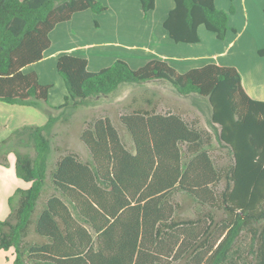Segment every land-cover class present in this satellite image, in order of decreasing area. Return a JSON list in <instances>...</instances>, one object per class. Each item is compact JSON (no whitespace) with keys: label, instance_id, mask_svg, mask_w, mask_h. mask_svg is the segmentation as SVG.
<instances>
[{"label":"trees","instance_id":"obj_1","mask_svg":"<svg viewBox=\"0 0 264 264\" xmlns=\"http://www.w3.org/2000/svg\"><path fill=\"white\" fill-rule=\"evenodd\" d=\"M139 1L144 16L156 8V0ZM174 3L163 26L177 44H199L201 27L220 41L236 32L229 25L233 5L224 11L215 0ZM85 11L108 7L100 0H0V103L34 107L48 118L2 141L33 148L35 156L9 150L0 163L7 167L15 154L17 177L28 185L9 198L0 252L10 253L13 264H264V102L248 96L231 66L209 63L180 73L156 58L137 69L116 60L94 72L88 59L65 53L56 62L65 103L51 106L53 85L26 69L45 58L59 24ZM258 55L264 58V48ZM152 81L207 101L229 164L219 166L211 155L208 132L152 108L120 117L132 149L109 117L98 118L80 136L89 159L66 152L48 176L57 123L124 84ZM48 179L54 192L39 211ZM181 194L199 207L195 218L182 215ZM31 230L38 240L28 242Z\"/></svg>","mask_w":264,"mask_h":264},{"label":"crops","instance_id":"obj_2","mask_svg":"<svg viewBox=\"0 0 264 264\" xmlns=\"http://www.w3.org/2000/svg\"><path fill=\"white\" fill-rule=\"evenodd\" d=\"M121 1L123 2V0ZM219 1L215 0V3L221 10L228 11L232 5L235 7L236 12L230 16L229 25L236 32H229L226 40L220 41L215 34L216 39L211 35H207L204 27H201L199 29L201 37L199 45L202 44L205 35L209 36L210 41H212L211 43L218 50L212 56L210 55L212 51L201 55L193 53H182L180 55L177 52L179 49L188 50L191 47L185 44L174 45L164 29L163 25L168 14L175 7L174 0H156L155 10L149 13L146 18L142 15L140 1L126 0L127 4L132 3L135 6L134 18L130 15L131 11L129 10L127 13L121 14L122 16L117 15V19L112 17L110 21L105 23V28L109 31L106 38L96 40V37H93V27L101 28L102 23L98 20L100 16L95 15L91 11L78 13L74 15L71 21L59 24L50 34L52 44L51 48L45 53V58L29 67V70H26V72L34 71V69H30L34 66L37 68L46 63H50L51 66L53 64L56 67L58 57L65 53L88 59V68L90 69L92 66L95 69L92 71L106 68L116 60H124L137 69L143 67L151 60L159 58L166 60L180 73H185L193 68L202 67L209 63H215L218 66L235 67L241 75L242 84L248 96L256 101L264 102V58L258 55V51L264 48V0H222L221 7L218 6ZM106 5L108 4L106 3ZM111 9L112 7L109 6L108 11H111ZM123 9V11L127 10L128 6L127 8L123 7ZM116 13L118 14L119 11ZM132 20L133 22L138 21L139 23L146 24L142 35L144 34V38L146 37L149 40L143 46H138L136 38L140 35L141 29H134ZM157 33L158 35H156ZM78 36L82 38V43L77 39ZM131 38H134L136 41L131 40ZM93 49L97 50V53L94 57H91L88 51ZM232 50L235 53L230 58L229 55ZM41 83L43 82L41 81ZM44 85L53 84L47 81L44 82ZM51 92L49 94V104L51 106L59 107L65 103L66 94H64L63 102H53ZM133 103L135 105L132 111L145 110L142 106H138L136 101H133ZM147 103L151 104L152 102L147 101ZM12 114L13 116L21 114L24 117L27 116V119L30 116V119L25 121V123L18 122L12 119ZM47 121V116L34 107L0 103V129L2 128L3 130L4 127V130L7 131L5 134L3 131L0 132V139L2 140L8 138L14 129L31 125L43 126ZM27 187L28 185L25 188ZM11 194H6L5 200H8ZM9 212L5 215L0 214V222L4 220ZM3 254L6 255L8 253L0 252V264H8Z\"/></svg>","mask_w":264,"mask_h":264},{"label":"rangeland","instance_id":"obj_3","mask_svg":"<svg viewBox=\"0 0 264 264\" xmlns=\"http://www.w3.org/2000/svg\"><path fill=\"white\" fill-rule=\"evenodd\" d=\"M103 4L106 3L112 7L111 11L104 12L102 14H95L99 15L100 18L98 20L102 23L101 28L94 26L93 37H96V40L99 38H106L108 36V30L105 28V23L110 21L112 17L117 19L118 16H122L121 14L127 13V11H131L130 15L134 18V4L130 3L127 4L126 0H100ZM138 1L139 0H135ZM230 1V0H229ZM140 3V2H139ZM222 0L219 1L218 6L221 7ZM106 5L108 8L109 6ZM120 5V6H119ZM122 5V6H121ZM128 9L123 11V7ZM141 8V6H140ZM141 10V9H140ZM119 11L117 14L116 12ZM123 11V12H122ZM142 12V10H141ZM143 13V12H142ZM144 15V14H142ZM149 15V14H148ZM147 15V16H148ZM98 16V17H99ZM147 16H143L146 18ZM137 20V18H135ZM123 23V22H121ZM133 28L134 29H141L140 35L137 38L138 46H143L147 43L146 37L144 38V34L142 32L145 30V23H139L138 21L132 20ZM142 24V26H141ZM204 31L207 35H211L215 38L214 34L207 31L204 28ZM134 36V34H132ZM158 35V33L156 34ZM82 43V38L78 36L77 38ZM170 39V38H169ZM216 39V38H215ZM131 40H135L131 38ZM136 41V40H135ZM170 41L177 45V43L173 42L171 39ZM202 44H195V45H188L191 48L188 50L179 49V54H197L201 55L204 53H209L211 56L216 54L218 50L215 49L213 44L210 41L209 36H204L202 40ZM218 43V42H217ZM177 49V48H176ZM89 55L94 57L97 53V50H89ZM235 53L234 50L230 52L229 57L231 58ZM209 55V56H210ZM94 66V65H93ZM36 71L41 81L43 82H50L53 84V88L51 89L52 93V101L53 102H63L64 94L67 95V90L64 84V80L58 74L56 67L50 63H46L44 65L38 66L37 68L32 67L33 70ZM27 71L29 69H26ZM90 71L95 70L94 67L91 66L89 69ZM177 70V69H176ZM99 71V70H98ZM95 72V71H94ZM48 84V83H45ZM137 102L138 106H142L144 109L151 110L152 108H156L157 112L159 113H176L180 114L187 122L190 124L195 125V127L208 132L212 137V144L209 148L211 155L216 159L219 166H225L232 161L231 153L229 149L224 146L219 141V133L220 127L218 125H214L211 121V110L208 106L206 100L200 99L198 96H180L176 93V91L172 88V86L167 81H153L148 82L141 85H130L124 84L122 85L119 90L109 97H101L93 99L89 102L88 105L81 106L77 111H75L74 115L68 120V122L60 121L57 123L51 134V145H52V152L50 155L49 165H48V176L51 171L55 168L56 160L66 152H74L80 155L83 160L89 159V153L86 150L85 146L82 144L80 140V136L82 131L84 130L86 124L98 118L109 117L112 120L114 126L119 130L121 137L126 144V146L132 149V140L127 133L126 129L120 123V117L124 114H129L132 111L135 103ZM147 101H151V104H148ZM42 112V111H41ZM12 119L17 120L18 122H24L30 119H27V116H23L21 114L14 115L12 114ZM19 129V128H18ZM17 129L12 130L14 132ZM7 133L6 130L0 129V132ZM6 131V132H5ZM11 132V133H12ZM10 133V135H11ZM3 135V134H2ZM9 135V136H10ZM0 139V163L3 162V157L7 155V151H18L19 153H28L32 157L35 156V150L33 148L26 149L21 148L18 145H15V141H9L7 144L3 145ZM4 140V139H3ZM2 140V141H3ZM2 144V145H1ZM14 144V145H12ZM8 159V166L5 167L0 165V214L5 215L6 213L9 214L4 218L6 220L11 214V206L9 205V199L5 200L6 194L12 193L10 197H14L16 190L20 188H25L27 185L21 181L16 174L15 165H16V156L15 154L11 153L7 157ZM2 166V167H1ZM16 188V190H15ZM53 189L50 184V180L47 181V186L44 190L43 196L40 200L39 204V211L41 210V206L44 204L45 200L51 195ZM177 201L182 204L183 206V214L185 217L195 218L199 207L188 197L185 195L177 196ZM16 205V200L14 201ZM218 216H221L219 213ZM38 238L34 235L33 230L30 232V236L27 238V241H36ZM246 241H250V238L246 239ZM246 243V242H245ZM5 256V260L8 261V264H13V258L8 253ZM2 261V260H1Z\"/></svg>","mask_w":264,"mask_h":264}]
</instances>
